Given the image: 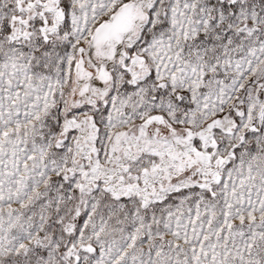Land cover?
<instances>
[{
  "label": "snow or ice",
  "instance_id": "6c2138e0",
  "mask_svg": "<svg viewBox=\"0 0 264 264\" xmlns=\"http://www.w3.org/2000/svg\"><path fill=\"white\" fill-rule=\"evenodd\" d=\"M0 264H264V0H0Z\"/></svg>",
  "mask_w": 264,
  "mask_h": 264
}]
</instances>
